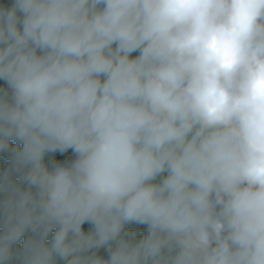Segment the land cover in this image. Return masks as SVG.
Wrapping results in <instances>:
<instances>
[{
	"label": "clouds",
	"instance_id": "9594fccd",
	"mask_svg": "<svg viewBox=\"0 0 264 264\" xmlns=\"http://www.w3.org/2000/svg\"><path fill=\"white\" fill-rule=\"evenodd\" d=\"M0 81V264H264V0H13Z\"/></svg>",
	"mask_w": 264,
	"mask_h": 264
},
{
	"label": "trees",
	"instance_id": "16d2710c",
	"mask_svg": "<svg viewBox=\"0 0 264 264\" xmlns=\"http://www.w3.org/2000/svg\"><path fill=\"white\" fill-rule=\"evenodd\" d=\"M12 3H13V0H0V4H3V5L8 6V7H10ZM135 55H138V53H133V56H135ZM0 87H6V85L3 81H0ZM11 144L15 145L16 141H12ZM20 146L22 147V144ZM73 156H74V154L71 153V150H69L68 153H64V154H47L45 157V163L49 164V161L71 162ZM10 164H11V154L10 153H1L0 154V175L3 174V172L6 170V168ZM164 175H166V173ZM14 178H16V177L14 176ZM24 187H26V185ZM125 231L135 232L136 233V239L138 240L147 234V226L146 225H138V224H128L125 226ZM29 235H30V233H26L25 236L21 238V240L18 242V244L15 247H17V248L22 247L24 240L27 239V237ZM50 239H51V235L49 236V240ZM93 251H96V254L98 256H101L105 259H107L108 254H109L106 247L101 248L99 250H93ZM61 264H64V262H62Z\"/></svg>",
	"mask_w": 264,
	"mask_h": 264
},
{
	"label": "rangeland",
	"instance_id": "374dc122",
	"mask_svg": "<svg viewBox=\"0 0 264 264\" xmlns=\"http://www.w3.org/2000/svg\"><path fill=\"white\" fill-rule=\"evenodd\" d=\"M93 226L89 223H86L85 225H83V230L84 231H89V230H92ZM63 261H60L59 264H61Z\"/></svg>",
	"mask_w": 264,
	"mask_h": 264
},
{
	"label": "crops",
	"instance_id": "0c3cea01",
	"mask_svg": "<svg viewBox=\"0 0 264 264\" xmlns=\"http://www.w3.org/2000/svg\"><path fill=\"white\" fill-rule=\"evenodd\" d=\"M0 154H1V153H0ZM74 159H75V156L72 157V160H74Z\"/></svg>",
	"mask_w": 264,
	"mask_h": 264
}]
</instances>
